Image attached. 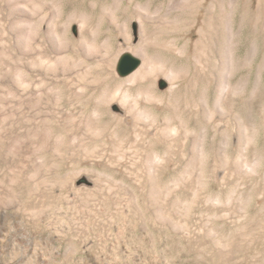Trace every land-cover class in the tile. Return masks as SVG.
Segmentation results:
<instances>
[{
    "label": "bare ground",
    "instance_id": "obj_1",
    "mask_svg": "<svg viewBox=\"0 0 264 264\" xmlns=\"http://www.w3.org/2000/svg\"><path fill=\"white\" fill-rule=\"evenodd\" d=\"M98 1L103 5L97 18L85 11L65 14L61 0H0V156L7 167L28 168L37 175L44 166L38 156L43 152L108 150L120 160L132 152L143 160L146 200L155 205L151 207L161 222L179 208L191 215L200 202L201 214L214 210L208 215L229 219L231 183L251 178L264 164V151L257 149L259 131L264 132V102L248 104L244 76L231 83L247 65L246 56L236 61L234 53L242 45L237 37L248 18L247 1L96 0L92 9ZM235 6L241 8L237 30ZM186 23L189 30L201 25L193 43L181 42ZM125 56L138 66L122 75L116 65ZM96 67L100 72L95 74ZM112 81L117 82L114 87ZM100 86L98 94L88 95ZM152 106L172 115L160 119ZM104 116L108 121L101 126ZM120 129L126 136H119ZM107 133L110 144L104 142ZM171 156L185 165L172 181V191L160 181ZM209 171L219 190L230 188L225 198L211 193L200 200L208 191ZM194 172L198 186L189 200L172 193ZM84 181L96 184L91 176ZM169 199L173 204L168 206ZM258 216L264 224V203ZM209 233L222 245L216 233Z\"/></svg>",
    "mask_w": 264,
    "mask_h": 264
},
{
    "label": "rangeland",
    "instance_id": "obj_2",
    "mask_svg": "<svg viewBox=\"0 0 264 264\" xmlns=\"http://www.w3.org/2000/svg\"><path fill=\"white\" fill-rule=\"evenodd\" d=\"M94 1L96 0H61L65 14L74 10L85 11L98 18L103 2L98 1L95 9H92ZM244 1H247L248 18L242 36L237 37L242 40V45H237L234 53L236 61L246 56L247 65L236 72L231 83L236 84L244 76L248 83L245 95L248 104L262 105L264 0ZM240 10L237 6L233 8L236 30L239 27ZM134 26L132 22L131 30H134ZM200 27L199 24L197 28L189 30L186 23L181 42L196 41ZM71 33L74 34V28ZM167 36L168 40L175 38L173 35ZM104 39L105 36L101 37L99 42ZM118 40L121 42V39ZM122 59L117 62V71ZM97 68H94L95 74L100 72ZM105 73L104 71L102 75ZM116 84V81H112L111 86ZM101 88L89 91L88 95L98 94ZM159 89H164L162 83H159ZM152 107L160 119L172 115L171 112ZM107 121L108 117L104 116L100 125H106ZM55 128L59 133V127ZM116 132L119 136H126L122 129ZM259 132L257 149L264 151V132ZM104 140L106 144H110L113 139L107 133ZM127 147L126 142L125 148ZM157 151L164 153L163 147H159ZM250 151L248 155L251 158L254 149L251 148ZM108 152H69L70 154L58 155L43 152L38 156H41L44 166L37 175L28 168L13 170L7 167L8 161L0 156V264L264 263V224L259 223L261 219L258 218V211L264 203L263 163H260L258 172L251 178L234 179L231 183L233 194L227 208L231 211L229 219L223 215H208L213 214L214 210L201 214L199 206L203 203L200 202L193 208L191 215H184L179 208L171 211V215H166L167 220L161 222L154 215L152 207L155 208V205L146 200L145 192L149 186L145 185L141 156L127 152L120 160L118 155ZM175 158L176 156L167 157L160 179L171 191L174 190L172 181L185 166ZM210 162L209 170L213 164L212 160ZM210 173L209 171V176ZM193 174V178L185 186H180L172 193L183 195L181 199L187 196L185 200H189L192 191L198 186L196 172ZM89 176L96 180V184L84 181ZM205 181L208 191L201 194L200 200L211 193L222 198L227 196L230 188L219 190L211 176ZM134 194L138 197L136 201ZM169 201L168 206L173 204L171 199ZM246 201L248 205L244 209L242 205ZM217 209L218 213L223 212L222 208ZM211 231L217 234L222 245L214 241L209 233ZM239 244L242 245L241 248ZM238 249L242 250V254ZM229 253H234L235 258L230 259Z\"/></svg>",
    "mask_w": 264,
    "mask_h": 264
},
{
    "label": "water",
    "instance_id": "obj_3",
    "mask_svg": "<svg viewBox=\"0 0 264 264\" xmlns=\"http://www.w3.org/2000/svg\"><path fill=\"white\" fill-rule=\"evenodd\" d=\"M121 65L118 68V71L122 75H126L133 71L137 66L138 63H136L134 60H132L130 57L125 56V58L122 59Z\"/></svg>",
    "mask_w": 264,
    "mask_h": 264
}]
</instances>
